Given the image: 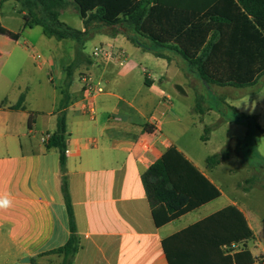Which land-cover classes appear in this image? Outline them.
Here are the masks:
<instances>
[{
    "label": "crops",
    "instance_id": "1",
    "mask_svg": "<svg viewBox=\"0 0 264 264\" xmlns=\"http://www.w3.org/2000/svg\"><path fill=\"white\" fill-rule=\"evenodd\" d=\"M69 2L71 6L72 1ZM72 9L78 15L74 6ZM14 11L19 22L5 26L0 23V33L5 31L0 36V64L4 56L1 50L12 41L18 45L19 36L25 35V53L33 46L27 37L33 27L23 28L17 4ZM78 29H82L81 23ZM94 36L101 38L94 47L109 44L124 53L122 66L118 58L107 64H97L82 49L76 67L68 75L65 68L76 55L73 42H69L68 52L60 41L56 44L43 42V58L36 61L33 56L38 72H42L45 66L47 81L58 90V96L53 97L47 110L27 107L26 87L0 73L4 78L0 90V195L13 201L12 208L0 211V264H30L31 259L36 264H49V252L67 240L58 150L48 148L40 141L42 136L50 137L55 131L60 90L67 85L70 98L65 111V181L79 241L71 264H168L162 247L163 239L227 206L235 207L243 215L252 233L251 239L236 245L237 249L245 245L253 258L251 264H264V251L255 253L259 245L258 224L243 200L245 197L225 194L214 172L221 163L207 166V157L203 158L196 149L181 141L185 128L181 116L173 110L172 93L163 87V83L155 86L151 73L145 69H140L144 74L140 79L139 65L127 60L124 47L132 44L123 35L109 37L94 32L91 37ZM133 49L137 51L140 48ZM165 51L162 52L164 59L154 57L162 61L166 70L171 65L172 69L182 66L179 56L174 52L177 57L171 56L169 52L172 51ZM148 53L144 52V57H149ZM83 72H89L104 89L91 101L84 98L81 88L80 73ZM178 75L185 76L186 84L193 90L200 91L204 87L193 75ZM216 88H228L218 94L222 110L217 106L210 107L206 96L205 106L209 109L204 114L193 111L195 104L187 110V119L192 127L204 124L205 118L214 128L223 122L240 124L232 115L225 117V108L229 106L255 117L259 129L264 132L261 114L253 110L250 101L247 102L248 109L241 108V102L248 99L243 90L212 87L213 97L217 94ZM7 92L12 93L11 97H7ZM21 94L24 95L21 107L10 109ZM3 101L5 104L1 106ZM87 103H91L93 114L85 109ZM30 114L32 119L28 123ZM231 140L237 144L236 137ZM170 147L181 153L219 191L220 196L157 227L140 177ZM44 157L49 158L47 165L51 171L53 169L48 178L44 171ZM225 196L224 202L220 203ZM23 258H29V263H21Z\"/></svg>",
    "mask_w": 264,
    "mask_h": 264
},
{
    "label": "trees",
    "instance_id": "2",
    "mask_svg": "<svg viewBox=\"0 0 264 264\" xmlns=\"http://www.w3.org/2000/svg\"><path fill=\"white\" fill-rule=\"evenodd\" d=\"M11 1L18 5L23 28L40 27L46 38L75 43V59L65 68L68 75L76 67L85 42L99 32L109 37L121 34L132 45L157 58L164 59L165 50L174 52L184 61L187 73L207 91L212 87H251L264 76V0H72L82 29L72 28L59 19L60 11L70 4L68 0ZM60 96L55 131L45 145L58 150L68 237L49 253L59 256L60 264H71L79 241L65 181L68 85L60 90ZM23 99L21 94L10 109H19ZM4 104L3 101L1 106ZM208 109L205 98L196 93L193 111L202 115ZM225 110L237 122L254 120L234 107ZM31 119L32 114L28 123ZM254 128L263 133L256 123ZM210 129L204 127V135ZM228 148L208 156L206 165L213 167L227 158ZM255 156L259 157L257 152ZM259 167L264 168V161ZM140 178L157 227L220 196L174 147L168 148ZM245 182L252 185L255 177L250 176ZM251 238L243 215L235 207L227 206L163 239L162 247L168 264H251L253 258L245 245L228 249L231 244ZM30 264L36 263L31 259Z\"/></svg>",
    "mask_w": 264,
    "mask_h": 264
},
{
    "label": "rangeland",
    "instance_id": "3",
    "mask_svg": "<svg viewBox=\"0 0 264 264\" xmlns=\"http://www.w3.org/2000/svg\"><path fill=\"white\" fill-rule=\"evenodd\" d=\"M14 5V2L11 0L0 3V23L2 25H11L15 22H19L20 19L14 11ZM72 6L71 4L66 10L62 11L61 21L72 28L78 29L81 21L76 11L72 9ZM4 32L5 31H2L0 36H2ZM24 36H19L17 40L18 45L15 41H12L1 50L4 56H2L0 64V73L9 76V78L16 80L20 85L26 87L25 105L27 107H37L47 110L50 108L53 97L58 96V90L47 81L48 72L45 66H42V72H38L39 67L34 61L33 56L39 54L43 58L45 47L43 42L56 44L58 41L45 38L40 27H33L32 31L27 36L33 46L25 53L23 51L25 46L23 44ZM100 39L99 36L88 39L84 44L83 51L86 54H90L91 49L98 44ZM60 42V44L64 46L62 48L67 49L68 52L69 42L73 41L64 40ZM133 46L134 45H126L124 50L128 62H134L139 65L138 74L140 79H143L144 76L140 69H145L148 73H151L155 86L158 87L160 83H163V87L172 93V101L175 104L173 110L181 116L183 127L185 128L181 141L196 149L203 158L214 155L226 146L229 147V156L221 160V164L218 167L216 166L217 169L214 172L218 175L221 189L225 194L233 197H245L242 199L245 201L258 224L257 234L259 245L255 253L264 251V168L259 167L264 161V135L260 134L254 128V123L257 124L256 118L254 117L252 121L241 122L238 125H228L226 122H223L218 128L212 127L210 120L205 118L204 124L198 125V128L192 127L187 119V110L195 104L196 93L202 95L204 98L206 96L209 97L207 103L210 107L217 106L222 110V100H220L218 94L223 93L224 90L228 88H216L217 94L214 97L212 96L213 91L209 90L208 92L204 87L200 91L193 90L186 84V77L178 75L187 74L185 71L186 66L184 61L173 52H169V54L177 57L182 66L172 69L171 65L170 69L166 70L162 61L157 60L151 53H148L147 56L149 57H144L145 51L141 49L135 51L133 49L135 46ZM2 74L0 75V90L3 88L4 78ZM176 86L180 87L183 92L177 91L175 88ZM236 90H243V92H245L244 96L248 97V99L241 102V108L248 109L247 102L250 101L249 104L252 106L253 110L259 111L261 114V121L264 125V76L260 78L255 85ZM209 93L211 95H209ZM11 95V92H7V97H11ZM225 102L229 105L228 99H226ZM225 114V117H230L231 115L229 110H226ZM216 124L217 123L214 125ZM204 127L211 128L209 134L204 135ZM247 131L248 137L244 138ZM199 137H206L207 139L198 141ZM232 137L238 139L237 144H234L235 140H231ZM256 152L259 157L255 156ZM48 159V157L43 158L44 171L47 178L48 174L52 175L53 172V169L51 171V168L47 165ZM250 176L255 177V182L252 185L245 182ZM225 198L226 196L220 200V203H223ZM54 207L56 209L55 205ZM48 255L51 257L49 264H60L61 258L59 256L52 253Z\"/></svg>",
    "mask_w": 264,
    "mask_h": 264
},
{
    "label": "built area",
    "instance_id": "4",
    "mask_svg": "<svg viewBox=\"0 0 264 264\" xmlns=\"http://www.w3.org/2000/svg\"><path fill=\"white\" fill-rule=\"evenodd\" d=\"M2 1V0H0ZM91 59L97 64H107L112 62L115 58L119 59V65L122 66L124 63V53L121 50L115 49L113 46L109 44H100L94 47L90 53ZM34 59L36 61L41 60V56L39 54L34 55ZM81 88L84 94V98L88 101L93 100L96 96L102 94L104 92L103 87L99 82H97L94 77L89 72H83L80 75ZM85 109L93 114V108L91 103H87ZM155 124H158L155 122ZM49 139L48 135H44L40 138L41 143H46ZM67 151L65 150V154ZM230 250L237 249L235 244H231L229 246Z\"/></svg>",
    "mask_w": 264,
    "mask_h": 264
},
{
    "label": "clouds",
    "instance_id": "5",
    "mask_svg": "<svg viewBox=\"0 0 264 264\" xmlns=\"http://www.w3.org/2000/svg\"><path fill=\"white\" fill-rule=\"evenodd\" d=\"M13 207V201L5 195H0V211H5Z\"/></svg>",
    "mask_w": 264,
    "mask_h": 264
},
{
    "label": "water",
    "instance_id": "6",
    "mask_svg": "<svg viewBox=\"0 0 264 264\" xmlns=\"http://www.w3.org/2000/svg\"><path fill=\"white\" fill-rule=\"evenodd\" d=\"M175 88H176L177 91L183 92L180 87L176 86ZM21 263H29V258H23L21 260Z\"/></svg>",
    "mask_w": 264,
    "mask_h": 264
}]
</instances>
